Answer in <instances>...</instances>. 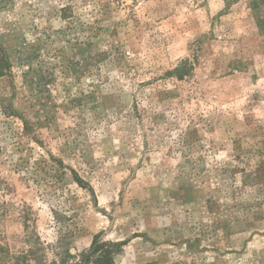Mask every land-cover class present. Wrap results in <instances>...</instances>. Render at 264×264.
Segmentation results:
<instances>
[{
	"label": "rangeland",
	"instance_id": "1",
	"mask_svg": "<svg viewBox=\"0 0 264 264\" xmlns=\"http://www.w3.org/2000/svg\"><path fill=\"white\" fill-rule=\"evenodd\" d=\"M251 1L0 0L1 241L35 233L75 259L121 244L91 264H264Z\"/></svg>",
	"mask_w": 264,
	"mask_h": 264
},
{
	"label": "trees",
	"instance_id": "2",
	"mask_svg": "<svg viewBox=\"0 0 264 264\" xmlns=\"http://www.w3.org/2000/svg\"><path fill=\"white\" fill-rule=\"evenodd\" d=\"M262 4H264V0H252L250 3L252 10L256 13L261 12ZM257 19L258 22L260 21L264 24V19L259 20L258 16ZM190 68L191 66L189 65V61L186 60L175 70V73L180 79H182V76L187 74ZM1 73L2 69L0 67V75ZM1 187L2 183L0 181V189ZM6 214V204L0 201V221H2ZM1 239L2 235L0 234V264H91L90 257L98 252H101L106 246L121 245L115 243H102L95 246L89 254L83 255L80 259H75L76 256L72 254L69 249H55L54 257H49L47 253V244L43 243L40 237H38L35 233L27 234V246L20 250H13L8 243H3ZM96 240L97 238H95V242ZM101 264H114V260L106 258L103 263L101 262Z\"/></svg>",
	"mask_w": 264,
	"mask_h": 264
}]
</instances>
